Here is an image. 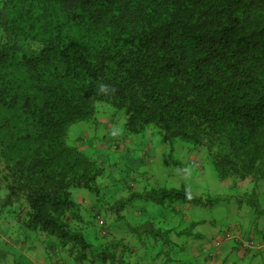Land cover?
<instances>
[{
	"label": "trees",
	"instance_id": "16d2710c",
	"mask_svg": "<svg viewBox=\"0 0 264 264\" xmlns=\"http://www.w3.org/2000/svg\"><path fill=\"white\" fill-rule=\"evenodd\" d=\"M99 103L123 112L125 136L157 128L170 144L203 148L221 180L257 184L264 177V0H0V211L13 214L7 235L19 247L44 245V264H151L153 253L144 258L146 247L139 255L128 244L120 211L134 199L166 204L169 216L137 209L144 219L130 230L182 250L174 235L201 222L187 219L180 229L185 209L210 202L166 186L107 197L104 166L88 149L125 148L97 127ZM83 121L94 124L91 133L69 142L70 126ZM76 188L91 200L79 202ZM247 202L264 215L255 194ZM9 260L28 263L0 248V264Z\"/></svg>",
	"mask_w": 264,
	"mask_h": 264
},
{
	"label": "rangeland",
	"instance_id": "374dc122",
	"mask_svg": "<svg viewBox=\"0 0 264 264\" xmlns=\"http://www.w3.org/2000/svg\"><path fill=\"white\" fill-rule=\"evenodd\" d=\"M98 106L96 117L98 118L97 127L100 132L105 133L107 139L110 138L111 140L112 138V141L119 140L117 137H121V144L125 148L124 151H117L112 146L94 149L90 144L88 149V153L101 161L104 166L100 181L103 191L106 192L109 189L105 194L107 197L114 195V200L121 195L126 196L129 192L143 193L150 187L166 186L185 187L193 195L201 197L202 200L206 198L210 200L209 203L204 205H196L185 209L186 218H183V221L179 224L180 229L187 227V219L200 220L201 222L192 227L189 234L174 235V243L178 246L184 244L182 250L162 244V240L156 236L145 235L144 237L134 234L130 227L140 224V220L144 219L142 214L139 215V211L143 208H145L144 212L149 211L152 216H155L154 213L156 212H160L159 214L164 213L165 209V214L169 216L171 211L166 204H152L150 199L132 200L129 205L120 211V214L124 217L119 220V224L122 227L121 231L125 229L124 234L129 242L128 244H131L133 248L139 246L140 252H137V254L145 253L143 248L146 247L147 256L145 254L142 256L144 258L149 257L153 253L149 260L154 264H162L161 260H163V264H204L208 257L192 255L191 249L194 247L192 245L195 242L199 244L204 239L208 243L212 242L214 238L222 240V234L219 233L225 232L234 224L239 231L240 238L248 240L253 238L254 235V242L264 241V215H259L256 218L252 206L247 202L248 195L255 194L259 198L260 208L264 207V177L257 184L250 182L248 179L242 181L231 178L221 180L203 148H195L184 140H177L170 144L164 139L161 131L153 127L146 128L137 134L125 136L123 134V112L104 103H99ZM112 113H116L118 119L115 120L111 115ZM107 120L111 125L105 129L104 124ZM87 126H94V124H88L84 121L72 124L69 128V142H73L81 132L87 131L89 133ZM90 139L88 142L85 139L86 144L90 143ZM108 141L105 140L106 143ZM193 158L199 162V167L191 163ZM131 182L134 185L130 187L129 183ZM72 191L75 196L86 193L88 197H92L83 188L72 189ZM3 195L4 187H0V197ZM137 209H139L138 212ZM103 215L107 219L109 227H111L113 223L111 213L103 211ZM255 220L257 221L254 222ZM159 224L162 225L163 223L158 222ZM180 229L178 228V230ZM240 231H242V234ZM214 232L218 233L214 234ZM85 235L89 240L90 236L86 231ZM140 238L145 241L143 247L137 244ZM152 239H158V241H155V247H151ZM187 242L191 243L188 244ZM226 242L232 243L234 241L230 238ZM262 248L257 254L254 253L253 256L248 258H238L235 251L234 254L221 255L220 260L225 264H264V246ZM162 249L163 253L160 255L159 252ZM196 254L198 255V253Z\"/></svg>",
	"mask_w": 264,
	"mask_h": 264
},
{
	"label": "crops",
	"instance_id": "0c3cea01",
	"mask_svg": "<svg viewBox=\"0 0 264 264\" xmlns=\"http://www.w3.org/2000/svg\"><path fill=\"white\" fill-rule=\"evenodd\" d=\"M89 132L91 133V131H89ZM117 151H122V149L118 148ZM89 199L91 200V198L88 197L86 194H78L77 195V200L79 202H82L84 200L87 203L88 201H90ZM256 221L257 220H255L254 222H256ZM14 222H15V218L11 212L0 211V248H1V250H7L8 249L11 252H13V251H16L19 253L21 252L22 254H24L28 258L27 264H44L43 258L39 256V255H41V253L44 250V245H42V244L40 245V243H39V244H36V246L30 247L28 249H23V248L19 247V245H17L16 242L13 241L12 237H8L7 229L10 228V226ZM215 233H218V232H214V234ZM253 238H254V235H253ZM257 239L259 240V237ZM205 241H206V239H204L202 242H199V244L196 242H195V244L192 243L193 244L192 246H194V247H192V249H191V252H192L191 254L194 256H206L208 251H203V250H204V248H206L207 250L209 249V251H210L211 244L205 246L204 248H200V246ZM189 243H191V242H189ZM258 243H261L262 247L264 246V241H261V242L258 241ZM194 248H195V251H194ZM261 249H263V248H260V246L258 249L254 247V249L251 252H249V251L246 252L245 250H242L240 248V246L235 244V243H224L222 245L221 255H223V254H225V255L234 254V252L236 251L238 258L244 259V258H248V257L253 256L254 253L257 254ZM196 253H198V255ZM221 255H220V259H221ZM259 255H260V253H259ZM38 258H40V259L38 260ZM223 258H225V257L223 256ZM220 259H216L215 261H213V262L217 261L214 264H225V263H222V260H220ZM37 260L39 262H36ZM211 263L212 262H210L208 259H206L204 264H211ZM5 264H13V263H12V261L9 260L8 262L6 261ZM21 264H24V263H21ZM151 264H154V263H151Z\"/></svg>",
	"mask_w": 264,
	"mask_h": 264
},
{
	"label": "built area",
	"instance_id": "2783aa9c",
	"mask_svg": "<svg viewBox=\"0 0 264 264\" xmlns=\"http://www.w3.org/2000/svg\"><path fill=\"white\" fill-rule=\"evenodd\" d=\"M230 238L237 240V239H239V236H238L236 231H235V233H233V231H231V230L225 231L222 235V240L217 239L214 242L215 243L214 248H212L209 252V255L211 256V258H215L217 256V254H219L220 246H221L222 242L224 240H230ZM241 243H242L243 247H250L253 244L252 241H246V240L241 241Z\"/></svg>",
	"mask_w": 264,
	"mask_h": 264
},
{
	"label": "clouds",
	"instance_id": "9594fccd",
	"mask_svg": "<svg viewBox=\"0 0 264 264\" xmlns=\"http://www.w3.org/2000/svg\"><path fill=\"white\" fill-rule=\"evenodd\" d=\"M232 229H229V230H231V231H233L234 233H235V231L237 232L238 230L235 228V225H233L232 227H231ZM241 232V231H240ZM224 233V232H223ZM223 233H221L222 235H223ZM238 236H239V231H238ZM235 239H233V241H234ZM252 241L253 242V244H252V246H250L251 248H259V246H260V248H262V244H260V243H258V242H254L253 241V238H250V239H242V238H240V236H239V239H237V240H235V241H239V242H241V241ZM226 241H229V240H224L223 242H222V244H221V246H220V253H221V251H222V245L224 244V242H226ZM234 241V242H235ZM234 242H232V243H234ZM226 243H228V242H226ZM236 244V243H235ZM239 246H241V248H243V246H242V243L239 245ZM202 248H204V247H202ZM212 248H214V245L213 246H211L210 247V250L212 249ZM203 251H208V253L206 254V256H204V257H211L210 255H209V249L207 250L206 248H204V250ZM221 255V254H220ZM213 258H210L209 260H212Z\"/></svg>",
	"mask_w": 264,
	"mask_h": 264
}]
</instances>
